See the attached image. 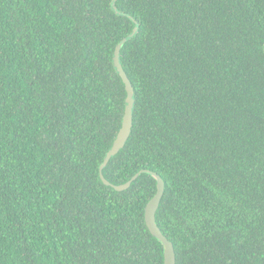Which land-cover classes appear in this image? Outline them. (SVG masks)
<instances>
[{"label":"trees","instance_id":"obj_1","mask_svg":"<svg viewBox=\"0 0 264 264\" xmlns=\"http://www.w3.org/2000/svg\"><path fill=\"white\" fill-rule=\"evenodd\" d=\"M0 0V264H264V0Z\"/></svg>","mask_w":264,"mask_h":264},{"label":"water","instance_id":"obj_2","mask_svg":"<svg viewBox=\"0 0 264 264\" xmlns=\"http://www.w3.org/2000/svg\"><path fill=\"white\" fill-rule=\"evenodd\" d=\"M117 0H113L111 7L115 14L121 15L117 10L115 3ZM137 33V26H135L131 33L127 35L120 43L115 47L113 54V67L124 84L125 88V106L124 112L121 119L120 128L114 138V141L106 152L102 163L98 169V175L100 181L107 187L112 188L114 191L121 192L127 190L131 183L135 181L141 174H149L156 181V192L154 196L148 201L144 208V223L149 233L161 244L163 249V264H176V254L171 241H169L156 222V212L159 208L160 201L164 193V181L162 178L154 172L149 170H141L135 175H133L126 183L121 185H114L108 182L103 176V170L107 166L108 162L112 157L117 155L125 146L127 140L130 137L132 126H133V108H134V90L130 80L128 79L126 73L124 72L120 63V50L123 45L133 38Z\"/></svg>","mask_w":264,"mask_h":264}]
</instances>
